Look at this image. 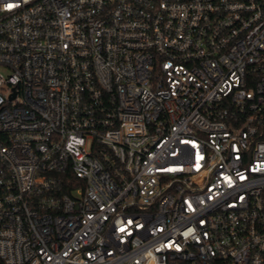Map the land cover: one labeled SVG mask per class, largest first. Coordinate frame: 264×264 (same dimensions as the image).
<instances>
[{
  "label": "built area",
  "instance_id": "built-area-1",
  "mask_svg": "<svg viewBox=\"0 0 264 264\" xmlns=\"http://www.w3.org/2000/svg\"><path fill=\"white\" fill-rule=\"evenodd\" d=\"M0 264H264V0H0Z\"/></svg>",
  "mask_w": 264,
  "mask_h": 264
},
{
  "label": "snow or ice",
  "instance_id": "snow-or-ice-1",
  "mask_svg": "<svg viewBox=\"0 0 264 264\" xmlns=\"http://www.w3.org/2000/svg\"><path fill=\"white\" fill-rule=\"evenodd\" d=\"M9 7H12V5H9Z\"/></svg>",
  "mask_w": 264,
  "mask_h": 264
}]
</instances>
